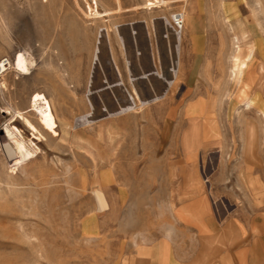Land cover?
Wrapping results in <instances>:
<instances>
[{
  "label": "rangeland",
  "instance_id": "1",
  "mask_svg": "<svg viewBox=\"0 0 264 264\" xmlns=\"http://www.w3.org/2000/svg\"><path fill=\"white\" fill-rule=\"evenodd\" d=\"M4 59L0 146L39 154L0 151V264H264V0H0ZM192 115L219 136L190 158Z\"/></svg>",
  "mask_w": 264,
  "mask_h": 264
},
{
  "label": "bare ground",
  "instance_id": "2",
  "mask_svg": "<svg viewBox=\"0 0 264 264\" xmlns=\"http://www.w3.org/2000/svg\"><path fill=\"white\" fill-rule=\"evenodd\" d=\"M100 38H101V35L99 36L98 45L100 42ZM98 48L99 46L97 47V55L99 53ZM252 55H253V52H251L248 55V59H250ZM29 63L31 62L29 61ZM9 66H10L9 60L6 63H3L2 61H0V77L4 74V72L8 70ZM3 86L6 87L4 83H3ZM47 106H48L47 102H45L43 99H40V100L37 99L33 101L30 111L35 113L38 124H40L48 132H53L51 129V126L53 125V121H52V118L47 113V109H48ZM16 113H17L18 118H23L25 120V125L29 131L35 133L40 139L46 140V137L43 135L42 131L36 126V124L32 120L26 117L25 113L18 112V111H16ZM15 120L16 119H14V121ZM8 127H9L8 129H10L9 131L10 133L8 132L7 133L8 136L5 138L8 142L0 146V151L2 152V155L4 157L6 164L9 162L11 163L24 162L25 165H28L29 163L28 161L30 159L20 160L19 152H21L22 150L28 151L30 154V157L33 156L31 159H36L39 154V149L33 147L34 145L33 146L30 145L26 141V139L20 133H18L13 127L11 126H8ZM13 141L20 142V146L18 148H15V146H13V143H12ZM17 156H18V159L14 160V158H16Z\"/></svg>",
  "mask_w": 264,
  "mask_h": 264
},
{
  "label": "crops",
  "instance_id": "3",
  "mask_svg": "<svg viewBox=\"0 0 264 264\" xmlns=\"http://www.w3.org/2000/svg\"><path fill=\"white\" fill-rule=\"evenodd\" d=\"M156 73H157L156 75H158L159 68H158V71H156ZM163 77H165L164 71H163ZM167 83L171 86L174 82L172 80L171 81L167 80ZM252 103H248L247 107L250 108L252 105H254L253 101ZM263 108H264V105H263ZM199 116L200 115H192L189 118L188 122H189L190 128L185 133V138H186L185 150H186L187 155L190 156V158L191 157L193 158L196 156L195 154L196 149L200 145L213 141L212 139L219 136V133L218 134L211 133L212 131L218 132V129L216 128V126H213V125H211L210 127L202 126ZM248 126H251V124L249 123Z\"/></svg>",
  "mask_w": 264,
  "mask_h": 264
},
{
  "label": "water",
  "instance_id": "4",
  "mask_svg": "<svg viewBox=\"0 0 264 264\" xmlns=\"http://www.w3.org/2000/svg\"><path fill=\"white\" fill-rule=\"evenodd\" d=\"M130 33H131V38H132V45H131V54L132 55H134V57L135 58H138V55H139V53H140V55H141V52H139L138 53V50L136 49V45H135V41H134V37H133V35H132V29H130ZM147 42V50H148V54H151V50H150V43H149V40H147L146 41ZM99 44H101V41L99 42ZM99 46V45H98ZM123 46H124V49H125V51H127L128 50V46H127V44H123ZM99 53H98V55H97V62L100 60V56H99V54H100V52H101V50H100V46H99ZM150 59H151V56H150ZM108 64H111L113 67H114V69H115V65L113 64V60H112V58H111V56H110V59H109V62H108ZM132 64L130 63V65H129V69H131V71H132ZM141 70V69H140ZM116 74H118L117 72H116ZM156 75L157 73H156V69L154 68V66L152 65V69H148V70H146V71H140V73L137 75V76H133V78H134V80H133V85L135 86V82H136V80H147V86H148V90H150V94H152L153 95V89L150 87V84H149V77L151 76V75ZM103 83H104V85L101 87V89H100V91H103V90H110V91H108L109 92V94H110V96H111V94H113L112 92H113V89L112 88H115V87H118V86H121L122 84H119L117 81H115V82H109V80H108V78H105V76H104V78H103ZM137 89H138V91H139V88L137 87V86H135ZM109 94H107V96L109 97V98H111L110 96H109ZM147 94L149 95V91H147ZM155 97V95H153L151 98H148V100H150V99H152V98H154ZM113 98H114V104H116V106L119 108V106H120V104H119V102L117 101V98H115V96H113ZM128 98H129V100H131L132 98H133V96L132 95H128ZM113 100V99H112ZM100 103H102L103 104V102L101 101V99H100ZM102 107H104L103 105H102ZM102 110L107 114V110L106 109H103L102 108Z\"/></svg>",
  "mask_w": 264,
  "mask_h": 264
},
{
  "label": "built area",
  "instance_id": "5",
  "mask_svg": "<svg viewBox=\"0 0 264 264\" xmlns=\"http://www.w3.org/2000/svg\"><path fill=\"white\" fill-rule=\"evenodd\" d=\"M172 28L177 30H183L185 22H184V18H183V13L181 11H177L175 13H173L172 15ZM3 63L8 62V59H4L2 60Z\"/></svg>",
  "mask_w": 264,
  "mask_h": 264
}]
</instances>
